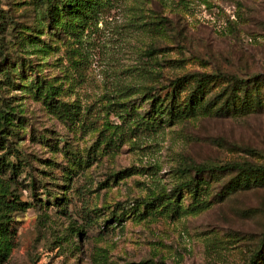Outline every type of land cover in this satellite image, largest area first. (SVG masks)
Here are the masks:
<instances>
[{
	"label": "rangeland",
	"instance_id": "obj_1",
	"mask_svg": "<svg viewBox=\"0 0 264 264\" xmlns=\"http://www.w3.org/2000/svg\"><path fill=\"white\" fill-rule=\"evenodd\" d=\"M101 4L51 19L0 0V199L32 204L4 264H264V187L225 195L233 173H205L199 204L178 187L189 166L264 164V113L168 121L145 98L184 75L264 76V0Z\"/></svg>",
	"mask_w": 264,
	"mask_h": 264
},
{
	"label": "trees",
	"instance_id": "obj_2",
	"mask_svg": "<svg viewBox=\"0 0 264 264\" xmlns=\"http://www.w3.org/2000/svg\"><path fill=\"white\" fill-rule=\"evenodd\" d=\"M40 1L43 6L45 5L44 12L49 14L51 19L54 18V13H58V10H65L70 14H81L83 18H90L102 6L101 0H59L57 5H53L51 0ZM0 71H4L9 75V71L5 68H0ZM191 76L184 75L175 78L170 83L169 89L164 93L154 91V93L147 94L145 98H150V111L155 116L164 117L168 121L207 114L208 112L214 115L217 113L225 115L232 112V115L236 116L264 113V76L254 74L240 78L232 75L223 76L204 73L199 76ZM216 86L218 87L217 91H212V88ZM55 93L56 91H52L45 95L46 100H49L46 101L47 107L52 112L74 115L73 104L61 101L54 102L52 95ZM137 120V126H143V128H146L145 124L149 125L148 128H151L154 124V119L144 121L143 118H137ZM6 164L9 163L4 159L0 160V167ZM192 171L199 176L192 175ZM230 172L233 173V176L223 186L225 195H230L236 191L264 187V164L248 161L186 167L181 171L183 180L178 187L180 190L184 188L195 200H198L197 204H199L202 200L201 196L207 195L206 187L202 185L203 181H206L203 175L208 173L209 177H215L217 180V176L224 173L229 174ZM0 183L2 184L1 180ZM5 186L8 192V185ZM11 196L10 198L6 194V198L0 199V264L7 261L13 246V232L9 230L11 213L17 210H26L32 206L30 202L21 200L14 193ZM207 204L209 205L210 202L208 201ZM175 209H180V205H175ZM263 243L264 236L261 245ZM263 255L261 251L258 252L254 256L256 258L252 259L251 262L258 258L264 259Z\"/></svg>",
	"mask_w": 264,
	"mask_h": 264
}]
</instances>
